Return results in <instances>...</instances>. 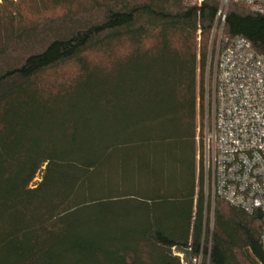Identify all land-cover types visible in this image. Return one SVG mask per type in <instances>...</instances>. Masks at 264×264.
Masks as SVG:
<instances>
[{
    "label": "trees",
    "instance_id": "16d2710c",
    "mask_svg": "<svg viewBox=\"0 0 264 264\" xmlns=\"http://www.w3.org/2000/svg\"><path fill=\"white\" fill-rule=\"evenodd\" d=\"M222 2L0 1V264H264L198 159ZM225 15L264 52V14Z\"/></svg>",
    "mask_w": 264,
    "mask_h": 264
},
{
    "label": "built area",
    "instance_id": "2783aa9c",
    "mask_svg": "<svg viewBox=\"0 0 264 264\" xmlns=\"http://www.w3.org/2000/svg\"><path fill=\"white\" fill-rule=\"evenodd\" d=\"M231 1L264 14V0H223L222 8ZM222 8L220 35L208 60L207 120L198 159L213 198L249 215L261 213L264 247V52L245 37L223 36Z\"/></svg>",
    "mask_w": 264,
    "mask_h": 264
},
{
    "label": "rangeland",
    "instance_id": "374dc122",
    "mask_svg": "<svg viewBox=\"0 0 264 264\" xmlns=\"http://www.w3.org/2000/svg\"><path fill=\"white\" fill-rule=\"evenodd\" d=\"M1 1V0H0ZM228 9V7L227 6H224L223 8H222V11H223V13L226 11ZM222 13V14H223ZM222 21H221V18L219 19V21L217 22V25H216V27H215V30H214V39H213V47H214V43H215V40H216V43L218 42V38H219V35H220V30H221V27H222ZM215 43V46L217 45ZM206 80H207V75H206ZM209 81H211V78L209 77ZM206 113H207V94H206V97H205V101H204V115L203 116H200L199 117V127H198V129H197V131H198V139L199 140H201V142H202V130H203V127H204V125H205V123H206V120H207V116H206ZM210 116V115H209ZM200 134V135H199ZM200 160V159H199ZM40 177H41V175L39 174L37 177H36V179H35V181H34V183H36V182H38L39 180H40ZM174 253H175V251H174ZM176 254V253H175ZM178 255V254H177ZM180 257H181V259H182V255H179ZM200 260H201V257H199V258H197L196 259V261L193 263V264H200Z\"/></svg>",
    "mask_w": 264,
    "mask_h": 264
},
{
    "label": "water",
    "instance_id": "95a60500",
    "mask_svg": "<svg viewBox=\"0 0 264 264\" xmlns=\"http://www.w3.org/2000/svg\"><path fill=\"white\" fill-rule=\"evenodd\" d=\"M258 217L261 218L260 212H258ZM174 251L176 254L182 255V261L185 264H193L196 261V259L193 257V253L190 248L177 247L174 248Z\"/></svg>",
    "mask_w": 264,
    "mask_h": 264
}]
</instances>
